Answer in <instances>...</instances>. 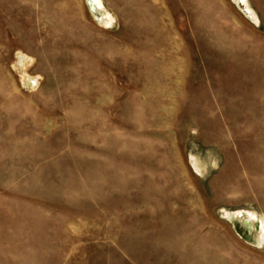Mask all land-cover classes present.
Returning <instances> with one entry per match:
<instances>
[{"label": "rangeland", "instance_id": "1", "mask_svg": "<svg viewBox=\"0 0 264 264\" xmlns=\"http://www.w3.org/2000/svg\"><path fill=\"white\" fill-rule=\"evenodd\" d=\"M101 1L104 9L93 10L88 0H0V264H173L140 261V239L166 225L138 233L142 211L123 210L141 201L138 169L154 154L122 148L124 126L134 124L125 95L138 86L135 72L109 59L106 48L142 41L131 10ZM146 1L161 8L172 55L191 78L182 102L170 104L164 140L179 170L148 175L184 180L205 227L238 257L264 262V182L253 174L264 137L256 130L244 138L231 123L264 118V0ZM210 22L248 38L250 55L217 53ZM103 79L119 93L113 103L96 92ZM78 103L97 121L71 122L67 113ZM248 213L256 216L251 232ZM62 236L70 237L66 244ZM60 249L72 258L60 261Z\"/></svg>", "mask_w": 264, "mask_h": 264}, {"label": "bare ground", "instance_id": "2", "mask_svg": "<svg viewBox=\"0 0 264 264\" xmlns=\"http://www.w3.org/2000/svg\"><path fill=\"white\" fill-rule=\"evenodd\" d=\"M88 1L93 10L104 9L101 0ZM119 1L133 12L137 35L142 41V45L133 48H120L115 45L106 48V55L109 59H114L127 70L135 72L133 81L138 86L136 91L131 89L132 91L125 95V102L132 107L127 112V117L131 118L134 124L124 126L122 148L129 152L132 149L148 152L152 150L154 154V156L147 157L146 162L138 169L142 176L140 183L145 188L141 201L132 205L125 204L123 210L132 215L137 214L138 210L142 211L144 217L137 221L139 222L138 233L155 231L166 225L163 234L145 235L140 239L142 240L138 245L140 261L149 262L153 259V261L157 260L161 263L166 261L173 264H264V262H257L260 259L251 261L238 257L216 231L205 227L202 214L198 210L199 206L184 180L172 178L162 182L160 178L152 179L148 175L149 172L156 173L162 170L164 171L162 176L167 178L179 170L178 165L176 167L172 165L173 152L167 148L164 140H167L169 136L168 122L172 116L170 104L182 102L181 89H184L187 82L191 80L190 76V79L187 77L190 67L183 70L178 65V60L173 57L172 50H176L174 49L175 44L161 18V8L158 5L149 4L146 0ZM238 1L247 6V0ZM106 21L107 26H112L115 20L107 13ZM206 28L209 31L208 40L217 53L227 55L244 53L245 57L250 55L246 51L248 38L236 34L233 29L226 31L218 23L210 22ZM96 92L104 93L111 103L119 96V93L117 94L107 86L105 79H103V86L98 87ZM262 95L264 96V92ZM85 107L86 105L79 103L72 105L67 113L69 120L73 123L93 124L95 120L93 112L86 110ZM23 108V111L30 114L28 109ZM96 109L99 111L97 107ZM96 116L99 117V113ZM231 123L234 128H238L244 138H252L256 130H259L261 136L264 137V118L233 119ZM31 125L40 128L38 120L33 115H31ZM142 127L150 129L149 138L140 132ZM96 140L98 137L95 138ZM258 146L261 148L258 151L260 157L254 162L253 174L255 181L264 182V142L260 141ZM152 158L156 159L161 168L159 165L155 166L150 163ZM192 163L196 170L195 161L192 160ZM240 215L241 212L236 213L237 217ZM113 220L116 222L115 219ZM255 221L256 216L248 213V219L243 221L248 231L251 232L254 229ZM69 239L70 237L62 236L61 243L66 244ZM259 239L260 243H264L263 223ZM65 252L64 249L59 250L60 261L62 258L65 261L72 258L68 253L65 259Z\"/></svg>", "mask_w": 264, "mask_h": 264}]
</instances>
